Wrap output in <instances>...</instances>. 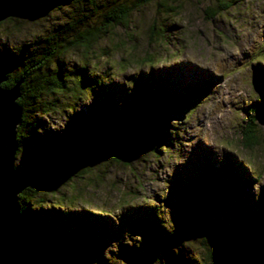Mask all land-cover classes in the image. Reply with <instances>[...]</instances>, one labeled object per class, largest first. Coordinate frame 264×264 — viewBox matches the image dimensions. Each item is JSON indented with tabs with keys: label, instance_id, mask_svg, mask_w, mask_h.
<instances>
[{
	"label": "rangeland",
	"instance_id": "obj_1",
	"mask_svg": "<svg viewBox=\"0 0 264 264\" xmlns=\"http://www.w3.org/2000/svg\"><path fill=\"white\" fill-rule=\"evenodd\" d=\"M52 1L61 8L0 27V54H11L23 45L28 48L68 25H77L72 36L95 29L110 0H95L94 9L88 0ZM230 1L231 7L219 13L217 0L169 1L176 6L173 11L156 1L133 11L126 24L110 28L107 37L89 42L90 51L76 46L61 53L63 71L74 76L87 63L85 80L102 77L104 86L96 92L84 90L81 97L67 93L53 101V111L35 115L36 140L25 141L16 154L18 177L31 168L51 167L59 148L74 144L82 113L101 107L108 95L119 100V109H123L120 97L126 96L136 110L144 95L156 104L151 96L161 93V85L184 93L211 80L215 85L193 109L173 115L171 136L165 138L168 148L154 152L150 144L139 141L121 162L95 158L71 167V183L58 191L64 201L59 195H45V203L37 208L62 214L68 223H60L58 231L66 236L85 218L100 234V223L110 233L105 237L98 233L96 241L83 239L67 257L55 256L53 261L44 257L40 264H127L125 253L151 244L148 230L137 222L142 213L157 211L162 228L175 233L180 220L168 203L177 204L181 198L175 190L178 181L195 183L201 173L225 171L222 164L228 173L231 168L245 172L250 186L234 188L215 200L187 239L173 246V256L168 253L154 264H178L179 256L182 264L239 260L249 239L244 219L249 209L242 208L239 215L240 204L258 209L264 218V0ZM254 117L257 141L245 146L243 132ZM220 241L227 250L218 251Z\"/></svg>",
	"mask_w": 264,
	"mask_h": 264
},
{
	"label": "trees",
	"instance_id": "obj_2",
	"mask_svg": "<svg viewBox=\"0 0 264 264\" xmlns=\"http://www.w3.org/2000/svg\"><path fill=\"white\" fill-rule=\"evenodd\" d=\"M156 1H163L164 4L160 5L167 11H173L176 8V6L168 4L169 1L175 4L176 0H110L102 14L101 24L95 29H86L87 26L84 25V31H79L77 35L72 36L71 32L76 29L77 25H68L61 29V33L45 37L40 42H34L28 48L23 45L11 54L5 52L0 54V63L6 66L8 75V80L2 86L11 88L17 82L22 81L21 96L18 99L23 112L22 121L17 129L19 148L26 146L25 141L36 140L37 119L35 115L41 111L45 113L53 111L54 100L66 97L67 93L70 94L68 97H81L84 90L96 92L104 86L102 77L90 78L88 82L85 80L87 63L82 67L81 73L74 76L66 70L63 71L60 64L61 53L76 46H84L90 51L93 44H88L89 42L95 38L98 40L101 35L107 37L109 29L125 25L133 11ZM217 1L219 4L215 11L218 13L231 7L230 0ZM88 3L92 9L96 7L95 0H88ZM61 6L52 0H20L17 6L18 13L0 22V27L29 14L55 10ZM162 32L164 31L161 30L160 33ZM105 73L109 75L108 69L105 70ZM213 83V80L201 83L194 90L185 93L170 91L161 85V93L154 97L151 96V99L157 103L152 104L150 98L144 95L142 105L136 110L131 108L126 96L120 97V100H123V109H119L116 107L119 100L115 97L112 99L108 95L104 98L106 100L101 107L95 106L89 112L82 113L79 126L75 129L74 144L59 148L60 152L51 167H46L44 170L27 168L28 171L23 176H19L26 182L25 188L19 195L22 221L31 237L42 244L44 248L42 261L45 260L44 257L49 261H53L52 258L55 256L65 258L69 252H74L81 240L96 241L95 237L98 233L100 234V230L89 226L91 220L87 218L75 226L73 228L75 232L69 233L68 236L59 233L60 223L68 222L63 219L62 214L42 212L37 208V206L41 207L43 202L45 203L43 196L56 197L59 195L58 197L64 201V195L59 194L58 191L66 182L71 183V167L80 161L110 158L121 162L131 153L134 143L139 141L150 144L154 152L168 148L170 142H166L165 138L171 136L169 130L173 115H182L184 111L193 109L196 101L208 96L215 85ZM256 120L255 117L251 119L250 124L243 132L245 146L257 141L254 128ZM222 166L225 171L220 169L212 170L211 173H201V177L195 183L186 184L183 180L178 181L175 190L178 191L181 198L175 201L177 204L168 203L177 212L180 220L179 229L175 233L162 228L163 221L156 218L157 211L150 210V213H142L137 222L148 230L151 244L136 246L130 253H125L127 264H154L164 259L168 253L173 256L170 250L179 241L187 239L215 200L224 198L234 188L250 186L249 178L244 174L245 172H240L238 168L234 172L231 168L228 173L226 166L224 164ZM86 172L82 171V174L85 175ZM246 207L249 209V213L244 219L247 220L245 225L249 239L239 256L245 252L248 246L256 242L264 243L262 212L256 208L252 210L250 206L242 203L239 215L243 214L242 208L246 210ZM98 225L102 227L101 237H105L109 232L107 225L101 223ZM87 226L91 228V231H88ZM224 250H227L225 242H218V251ZM42 261L40 260L39 264ZM176 262L182 264L180 256L176 257ZM208 264H215V262L209 261ZM220 264L230 263L223 261Z\"/></svg>",
	"mask_w": 264,
	"mask_h": 264
},
{
	"label": "water",
	"instance_id": "obj_3",
	"mask_svg": "<svg viewBox=\"0 0 264 264\" xmlns=\"http://www.w3.org/2000/svg\"><path fill=\"white\" fill-rule=\"evenodd\" d=\"M20 0H0V22L15 16ZM6 66L0 63V264H39L44 252L22 221L19 195L26 186L15 171L19 151L18 126L23 117L18 103L22 81L11 88ZM230 264H264V243L248 246L239 260Z\"/></svg>",
	"mask_w": 264,
	"mask_h": 264
}]
</instances>
